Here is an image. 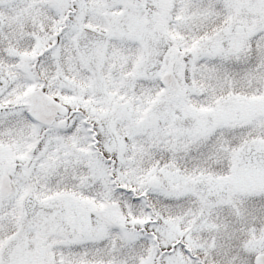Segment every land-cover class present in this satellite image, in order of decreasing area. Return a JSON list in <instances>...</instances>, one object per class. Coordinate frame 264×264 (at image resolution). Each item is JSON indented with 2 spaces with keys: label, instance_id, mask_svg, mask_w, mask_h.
Wrapping results in <instances>:
<instances>
[{
  "label": "snow or ice",
  "instance_id": "obj_1",
  "mask_svg": "<svg viewBox=\"0 0 264 264\" xmlns=\"http://www.w3.org/2000/svg\"><path fill=\"white\" fill-rule=\"evenodd\" d=\"M0 264H264V0H0Z\"/></svg>",
  "mask_w": 264,
  "mask_h": 264
}]
</instances>
